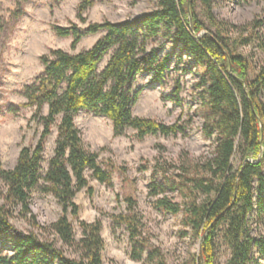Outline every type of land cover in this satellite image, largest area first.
<instances>
[{
    "label": "trees",
    "instance_id": "trees-1",
    "mask_svg": "<svg viewBox=\"0 0 264 264\" xmlns=\"http://www.w3.org/2000/svg\"><path fill=\"white\" fill-rule=\"evenodd\" d=\"M93 2L81 0L77 5L76 16L84 29L73 23L53 26L56 35L71 37V49L83 36L102 32L92 46L76 53L52 49L42 54L41 74L19 90L24 105L33 108L41 131L34 145L20 149L12 168L0 164V180L6 188L0 203V264H103L101 222L78 219L74 198L82 189L92 194L87 172L109 186L113 169L102 166L98 153L85 147L75 117L79 111L103 116L111 121L113 136L127 129H133L139 139L182 133L184 128L177 123L165 124L132 112L141 91L132 90L136 77L145 74L162 85L169 70L171 55L162 53V44L154 45L160 37L180 46L201 70L203 130L206 138L214 139V149L203 161L187 160L180 172L157 166L149 194L178 191L185 200L182 207L162 196L155 205L174 214L183 210V224L200 239L193 264H215L219 235L230 250L227 264H259L264 258V235H253L252 222L264 226V63L254 68L255 75L249 79L253 65L234 50L235 40L229 36L238 27L214 17L215 0H158L153 10L133 19L88 22L84 12ZM197 3L207 23L200 18ZM179 93L177 82L173 93L164 98L178 103ZM53 126V153L43 169L45 143ZM235 153L240 156L236 169L231 163ZM159 170L164 183L155 179ZM34 190L51 194L61 206L60 216L49 228L62 245L77 249V259L69 258L54 240L23 232L10 221L12 207L29 211ZM126 201L129 213L114 215L113 220L125 225L131 257L140 260L145 242L139 237L135 202L131 197ZM69 215L77 219L78 239ZM148 259L151 264H166L151 251Z\"/></svg>",
    "mask_w": 264,
    "mask_h": 264
},
{
    "label": "rangeland",
    "instance_id": "rangeland-1",
    "mask_svg": "<svg viewBox=\"0 0 264 264\" xmlns=\"http://www.w3.org/2000/svg\"><path fill=\"white\" fill-rule=\"evenodd\" d=\"M17 1L0 0V164L4 168H12L20 149L34 145L41 131V125L32 116L33 108L25 106L26 99L19 94L23 85L41 74L40 56L52 49H63L69 53L88 49L102 34L83 36L71 49V37L56 35L53 26L73 23L84 29L85 24L76 16L81 0H23L20 4ZM157 1L94 0L84 16L88 22L133 19L153 10ZM197 12L207 23L199 3ZM212 13L217 20L238 27L229 36L231 41H236L234 50L253 65L248 76L253 78L254 68L264 63V0H215ZM244 39L248 43L244 44ZM158 44H162V53L171 55L169 70L162 85L152 82L151 76L145 74L136 77L132 90L141 91L132 112L165 124L177 123L184 128L182 133L168 136L149 134L139 139L133 129H127L123 135L113 136L109 119L90 111H79L75 117L85 147L98 153L102 166H112L113 169L109 186L91 178L87 172L92 194L82 189L74 198L79 206L78 219L101 222L103 264H151L149 251L164 259L166 264H193L199 252L200 239L183 224V210L174 214L155 205L158 197L165 196L183 207L185 200L181 194L170 190L159 196L149 194V183L157 166L180 172L179 167L187 160L203 161L211 157L214 149V139L206 138L203 130L199 66L180 46L176 47L162 37L154 45ZM177 82L180 85L178 103L164 98V95L173 93ZM46 112L45 106L43 113ZM55 137L56 126H53L45 143L43 169L53 153ZM239 158L235 153L231 161L234 169L239 165ZM163 178L164 173L159 170L155 179L164 183ZM5 191L0 180V203L4 201ZM127 197L135 202L133 211L139 218V237L145 242L140 260L131 257L132 244L125 225H118L113 220L114 215L129 213ZM7 207L10 208L9 204ZM28 207L26 213L20 206L12 207L10 221L14 226L23 232L33 231L43 239L54 240L69 258L77 259V249L62 245L49 228L61 214V206L56 199L51 194L34 190ZM69 218L78 239L80 228L77 219L70 215ZM252 233L257 237L264 235V226L252 222ZM229 257L230 250L219 235L215 264H227ZM259 264H264V258L259 259Z\"/></svg>",
    "mask_w": 264,
    "mask_h": 264
}]
</instances>
